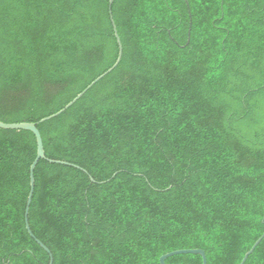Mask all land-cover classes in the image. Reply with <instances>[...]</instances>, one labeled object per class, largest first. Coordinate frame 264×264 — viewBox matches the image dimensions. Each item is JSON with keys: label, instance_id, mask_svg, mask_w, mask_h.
Wrapping results in <instances>:
<instances>
[{"label": "trees", "instance_id": "16d2710c", "mask_svg": "<svg viewBox=\"0 0 264 264\" xmlns=\"http://www.w3.org/2000/svg\"><path fill=\"white\" fill-rule=\"evenodd\" d=\"M113 23L118 67L40 123L116 63ZM0 122L41 133L28 221L53 264H241L264 235V0H0ZM37 150L0 129V264H50Z\"/></svg>", "mask_w": 264, "mask_h": 264}, {"label": "water", "instance_id": "95a60500", "mask_svg": "<svg viewBox=\"0 0 264 264\" xmlns=\"http://www.w3.org/2000/svg\"><path fill=\"white\" fill-rule=\"evenodd\" d=\"M115 0H110V7L112 6V4L114 3ZM187 2V0H186ZM188 4V3H187ZM114 25V23H113ZM114 31H115V35L118 41V47H119V53H118V58L116 63L113 65V67L111 69H109L106 73H104L103 75H101L100 77H98L94 82H92L82 93H80L72 102H70L64 109H62L61 111H59L58 113L45 118L43 120L40 121V123L46 122L48 120H51L53 118H56L57 116L61 115L63 112H65L67 109H69L71 106H73L80 98H82L87 92L88 90H90L95 84H97L99 81H101L103 78H105L108 74H110L111 72H113L118 65L121 62L122 59V55H123V47H122V43L121 40L119 38L116 26L114 25ZM190 41V32H189V38H188V43ZM0 129H5V130H17V131H30L32 132L37 139V158L34 161V163L31 166V190H30V195L28 198V203H27V207H26V213H25V217H26V228L28 230V233L30 234V236L35 239V241L46 251L49 253L50 255V264H53V255L51 253V251L49 250V248L47 246H45L40 240H38L35 235L33 234L30 225H29V221H28V215H29V209H30V204L32 202V198H33V194H34V188H35V178H34V170L37 167L38 163L40 160H46V155H45V149H44V144H43V139L41 136V133L38 129V126L36 123H15V124H7V123H3L0 122ZM51 163H56V164H61V165H66V166H71L73 168L82 170L80 167L76 166V165H72V164H68L66 162H61V161H52L50 160ZM84 171V170H83ZM115 176V175H114ZM92 182H95V180L93 178H91ZM264 239V235L255 243V245L252 247V249L245 255L243 261L241 264H245V262L247 261L248 257L254 252V250L256 249V247L261 243V241ZM183 254H195V255H200L203 258V262L204 264H208L207 262V257L206 254L203 250H179V251H174L171 253H168L164 256L161 257L160 259V263L161 264H166V260L172 256L175 255H183Z\"/></svg>", "mask_w": 264, "mask_h": 264}]
</instances>
